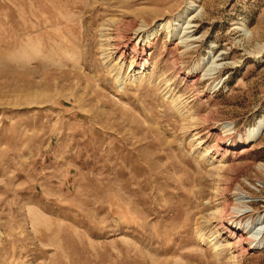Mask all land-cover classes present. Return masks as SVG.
<instances>
[{
    "label": "rangeland",
    "instance_id": "rangeland-1",
    "mask_svg": "<svg viewBox=\"0 0 264 264\" xmlns=\"http://www.w3.org/2000/svg\"><path fill=\"white\" fill-rule=\"evenodd\" d=\"M188 1L0 0V264H264L213 218L215 152L264 119V0H199L190 48L161 31L138 78L103 42L109 19ZM262 135L224 153L258 211Z\"/></svg>",
    "mask_w": 264,
    "mask_h": 264
},
{
    "label": "bare ground",
    "instance_id": "bare-ground-1",
    "mask_svg": "<svg viewBox=\"0 0 264 264\" xmlns=\"http://www.w3.org/2000/svg\"><path fill=\"white\" fill-rule=\"evenodd\" d=\"M198 1L189 0L182 11L175 15H170V9H165L166 16L154 20L155 22H149L143 17L128 19L125 14L121 13L119 18L109 19L103 24V42L107 51L110 50L114 52L113 54L119 55L121 61L132 56L131 70L127 73L129 79L138 78L146 73L148 63L146 52L151 49L154 39L161 31L170 39H175L176 45L184 50L190 48L191 43L195 40L194 24L202 11V8L196 3ZM241 30L245 34L249 33L246 27ZM217 61V57L211 55L202 60L201 65L194 66L192 80L199 79L198 70L199 73H202V78L215 74L221 65ZM221 129L225 136L234 134L232 124H223ZM263 132L264 119L249 128L247 133L240 135L234 142L229 140L228 145L227 143L223 144V147L215 152L216 158L220 156L219 163L221 165L216 170L217 180L219 185L223 186L222 190L226 191V197L223 209L213 213V218L217 226L221 227L220 232L226 231L227 237H230L232 243L229 248L234 255V260L242 258L249 252H256L264 248V211H258L254 207L251 200L256 197L247 192L242 184V179H239L236 173L230 175L231 177H225L230 174L233 166L227 165V156L225 157L224 153L232 152L234 154L239 148H242L240 150H243L242 152L247 151L245 147L257 143L261 136L263 137ZM254 167L264 175L263 164H255ZM221 223L224 225L220 226Z\"/></svg>",
    "mask_w": 264,
    "mask_h": 264
}]
</instances>
